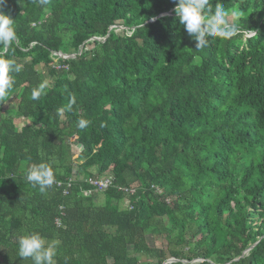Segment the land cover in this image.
Masks as SVG:
<instances>
[{
  "label": "trees",
  "instance_id": "16d2710c",
  "mask_svg": "<svg viewBox=\"0 0 264 264\" xmlns=\"http://www.w3.org/2000/svg\"><path fill=\"white\" fill-rule=\"evenodd\" d=\"M217 3L241 31L198 50L176 0H4L21 71L0 101V264H32L29 232L54 264H264V0Z\"/></svg>",
  "mask_w": 264,
  "mask_h": 264
},
{
  "label": "clouds",
  "instance_id": "9594fccd",
  "mask_svg": "<svg viewBox=\"0 0 264 264\" xmlns=\"http://www.w3.org/2000/svg\"><path fill=\"white\" fill-rule=\"evenodd\" d=\"M49 0H39L41 5H45ZM4 0H0L2 8ZM176 17L183 26V29L196 41V49H203L210 37L231 39L236 36L241 29L237 24L229 21L228 17H239L242 13L238 11H227L220 3L216 4L213 10L210 7V0H176L174 9ZM155 19V17L153 18ZM17 40V33L14 26V19L0 11V47L6 52L13 41ZM21 71V65L7 56L0 54V101L9 98V93L13 88L14 73ZM48 81L44 80L31 90L30 99L39 100L42 95H46ZM75 103V98H71L68 109ZM65 109H57V115L63 116ZM90 121L81 118L77 121V127L86 129ZM54 171L49 163L41 162L31 165L26 171V180L38 186L41 192L46 191L54 183ZM18 256L23 259L30 258L32 264H54L55 244L48 243L46 238L39 232H29L17 237Z\"/></svg>",
  "mask_w": 264,
  "mask_h": 264
},
{
  "label": "built area",
  "instance_id": "2783aa9c",
  "mask_svg": "<svg viewBox=\"0 0 264 264\" xmlns=\"http://www.w3.org/2000/svg\"><path fill=\"white\" fill-rule=\"evenodd\" d=\"M88 182L96 188L97 192L102 193L108 190L109 187L112 185L113 177L110 176V177L90 178ZM66 193H68V191H66Z\"/></svg>",
  "mask_w": 264,
  "mask_h": 264
},
{
  "label": "rangeland",
  "instance_id": "374dc122",
  "mask_svg": "<svg viewBox=\"0 0 264 264\" xmlns=\"http://www.w3.org/2000/svg\"><path fill=\"white\" fill-rule=\"evenodd\" d=\"M229 19V21L230 22H234V17H229L228 18ZM8 104L12 107V108H17V105H18V99H17V97L16 96H14V97H12L11 99H10V101L8 102ZM23 124L25 125V124H29V122L28 121H25V120H23ZM74 152H75V158L77 157V155L80 153V149L77 147V145H75V148H74ZM103 199L100 201L101 203H103ZM123 203H125V202H123ZM125 204H127V203H125ZM122 206H124V205H122ZM124 207H126V206H124Z\"/></svg>",
  "mask_w": 264,
  "mask_h": 264
},
{
  "label": "water",
  "instance_id": "95a60500",
  "mask_svg": "<svg viewBox=\"0 0 264 264\" xmlns=\"http://www.w3.org/2000/svg\"><path fill=\"white\" fill-rule=\"evenodd\" d=\"M77 147L80 149V152L83 150V147L81 145H77ZM173 262H178V260L170 259L167 262H165L164 264H170V263H173ZM184 263H186V262H184Z\"/></svg>",
  "mask_w": 264,
  "mask_h": 264
},
{
  "label": "crops",
  "instance_id": "0c3cea01",
  "mask_svg": "<svg viewBox=\"0 0 264 264\" xmlns=\"http://www.w3.org/2000/svg\"><path fill=\"white\" fill-rule=\"evenodd\" d=\"M124 202L128 204L129 203V200L126 198ZM125 203H123L122 205L127 206V204H125Z\"/></svg>",
  "mask_w": 264,
  "mask_h": 264
}]
</instances>
